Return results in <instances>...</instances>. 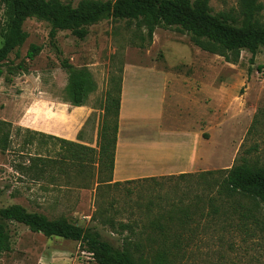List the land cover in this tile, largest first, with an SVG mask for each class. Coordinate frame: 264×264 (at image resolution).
I'll return each mask as SVG.
<instances>
[{
	"label": "rangeland",
	"instance_id": "1",
	"mask_svg": "<svg viewBox=\"0 0 264 264\" xmlns=\"http://www.w3.org/2000/svg\"><path fill=\"white\" fill-rule=\"evenodd\" d=\"M63 1L76 6L80 0ZM239 2L211 0L210 6L214 13L232 12L242 19ZM260 2L263 8L255 18L264 24V0ZM6 23L0 2V47ZM87 28L85 39L60 31L55 47L49 22L29 18L27 40L4 66L0 207L18 203L51 219L65 217L81 226H95L114 246H126L140 264H264V233L252 229L249 234L238 227L231 202L210 199L215 187L197 175L230 168L242 157L264 164V48L255 55L243 50L233 63L202 50L189 34L174 27H157L152 40L145 27L128 19L105 18ZM33 43L43 49L31 60L27 52ZM64 60L96 84L84 105L89 114L82 120L75 118V108L83 107L70 102ZM127 68L152 82L153 91L164 94L166 102L161 127L137 120V132H128L126 126L124 135L174 143L181 131L180 118L186 116V124H192L194 112L201 114L193 126L205 131L210 145L204 149L211 162L193 177L113 181L110 158H100L99 128L107 118L114 124V106L106 112L108 97L118 95ZM183 85L196 97H191L197 109L190 115L180 105L185 101ZM71 120L74 130L80 128L79 139L73 141L29 126L65 128ZM8 229L13 251L2 254L0 264H96L77 241L47 237L17 222Z\"/></svg>",
	"mask_w": 264,
	"mask_h": 264
},
{
	"label": "trees",
	"instance_id": "2",
	"mask_svg": "<svg viewBox=\"0 0 264 264\" xmlns=\"http://www.w3.org/2000/svg\"><path fill=\"white\" fill-rule=\"evenodd\" d=\"M5 6L6 26L2 30L3 43L0 47V78L10 54L23 45L28 38L25 23L29 18L47 21L50 24V39L56 47L60 31L69 30L80 39H85L87 26L105 18L136 21L147 29L150 40L157 27H174L189 34L191 41L204 51L224 56L229 62H237L243 50L255 55L264 48V24L255 18L262 10L260 0H240V17L232 12L214 13L211 0H80L76 6L63 0H0ZM43 47L31 44L27 57L33 60ZM63 66L69 72L70 102L73 106H84L88 94L96 89L93 79L83 71L76 70L67 60ZM28 70L24 64L20 66ZM110 97V96H109ZM108 97L106 112L114 106V124L105 119L99 128L98 146L100 158H110L113 171L119 112L121 85L116 98ZM111 104V105H110ZM216 189L215 197L230 201L232 215L240 228L252 233V229L264 233V164L242 157L230 168L208 170L197 174ZM174 176V175H171ZM193 173H181L177 177H193ZM160 177H165L160 176ZM146 177L118 183L156 180ZM17 222L32 232L47 237H58L77 241L90 253L96 264H140L126 246L116 247L106 240L95 226H81L65 217L51 219L45 214L29 211L15 203L0 207V256L13 251L8 225ZM125 227L128 224H122Z\"/></svg>",
	"mask_w": 264,
	"mask_h": 264
},
{
	"label": "crops",
	"instance_id": "3",
	"mask_svg": "<svg viewBox=\"0 0 264 264\" xmlns=\"http://www.w3.org/2000/svg\"><path fill=\"white\" fill-rule=\"evenodd\" d=\"M130 70L127 68L121 78V105L115 160L112 171L113 181L123 182L146 177L193 173L209 165L211 158L209 153L204 149V145H210V143L203 136L205 135V131L201 127L197 131L193 126L197 124L196 119L201 114L197 115L194 112V109H197L195 108L197 104H194L191 97H195V93L191 96L185 85H183L185 89V101L180 102V105L184 107L186 115L194 112V123L186 124V116L180 118L181 125L179 124V128L181 131L175 135L177 142L165 143L147 136L131 137L128 134L124 135L126 126H128V132H137L138 127L135 123L137 120H143L147 126L159 125L161 127L164 115L163 108L166 102L164 94H156L153 91L152 82L141 79L140 74L137 75L136 71L129 72ZM129 73L135 74L134 77L129 75ZM197 101L200 102L199 96L197 97ZM178 102L175 103L177 106ZM81 107H83V110L75 108V118L77 120H82L89 114L88 108L85 106ZM211 115L212 113L209 111L208 117L210 118ZM211 124V121H207L206 127L210 128ZM73 125L74 122L71 120V124H67L65 128L47 127L38 123L35 126H29L42 133H51L54 137L73 141L79 139L78 134L80 133V128L78 131L74 130Z\"/></svg>",
	"mask_w": 264,
	"mask_h": 264
}]
</instances>
